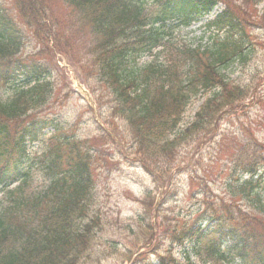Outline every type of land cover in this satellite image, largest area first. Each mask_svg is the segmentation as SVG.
I'll use <instances>...</instances> for the list:
<instances>
[{
	"label": "trees",
	"instance_id": "1",
	"mask_svg": "<svg viewBox=\"0 0 264 264\" xmlns=\"http://www.w3.org/2000/svg\"><path fill=\"white\" fill-rule=\"evenodd\" d=\"M262 1L11 0L15 17L0 8V264H85L104 229L94 172L107 160L99 149L105 135H76L49 114L58 99L44 77L50 56H65L85 82L95 80L98 106H108L105 123L152 171L157 187L142 200V217L128 225L134 245L147 244L155 192L171 179L181 148L212 136L222 115L248 99L263 107L264 125L259 75L241 83L224 72L244 58L251 29L264 28ZM220 4L205 23L209 45L170 37L171 21L189 27ZM15 18L41 45L35 53L22 54L24 30ZM146 55L152 58L143 61ZM21 74L26 79L18 85ZM218 143L231 162L220 173L225 193L215 195L198 176L203 202L196 217L158 209L166 244L160 264H264V126H244ZM134 253L125 249L122 261Z\"/></svg>",
	"mask_w": 264,
	"mask_h": 264
},
{
	"label": "rangeland",
	"instance_id": "2",
	"mask_svg": "<svg viewBox=\"0 0 264 264\" xmlns=\"http://www.w3.org/2000/svg\"><path fill=\"white\" fill-rule=\"evenodd\" d=\"M0 8L7 10L11 17L16 16L11 0H0ZM258 9L264 13V2L259 5ZM212 17L210 15L190 27H182L176 21L170 22L166 28L171 38L184 39L193 42L194 45L206 46L210 44L212 35L207 31L204 23ZM13 20L19 26H23L20 25L17 18ZM260 41H264V28L253 27L250 36L246 38L244 58L237 57L224 69V72L241 83H249L248 81L259 75V78L263 79L262 85H264V44H259ZM39 48L40 45L37 41L30 36L28 30H25L23 54L32 53ZM151 58L150 55H146L143 61ZM39 60L46 61L45 59ZM48 62L52 65V70L45 73L44 77L51 81L55 95H58V99L56 98L55 103L52 104L54 110L50 114H55L61 124L73 126L77 135L100 134L102 130L99 126H102L105 139L102 138L99 149L107 155L110 154L115 161V164L109 165L108 158V163L100 160L96 164L94 172L97 180L96 198L101 207L104 229L99 233V236L97 234L101 240L97 242L91 259L85 264H123L121 263L123 262L121 254L126 245L134 246L135 240V233L128 229V225L130 222L135 224V220L144 214L141 199L146 196V192L155 188L153 176L144 168L138 156L132 153L130 143L126 139L120 142L122 136L119 137L104 123L102 116L108 118V106L105 103L101 109L97 108L95 96L83 81L79 69L69 63L65 56L59 54L50 56ZM25 79V75L21 76L17 84L21 85ZM93 82L94 86L98 87L95 80L89 83ZM254 83L257 84L258 81L255 80ZM82 88L86 89L88 94ZM201 102L202 99L193 101L186 112L185 122L193 118ZM262 117L263 107L257 102V99L246 100L222 115L212 136L185 144L180 150L176 168H174L169 182L175 194L167 198L165 204L163 203V208L173 212L178 211L184 215L193 212L196 217V199H192L191 192L193 189L196 190L197 186H191V177H204L213 185V188L222 192L226 179L225 175L220 173L227 168L230 169L231 162L229 153L221 152L218 141L223 135L227 139H233L244 126L263 127ZM119 128L121 129L122 125ZM109 133L113 136V142L109 140ZM106 141L107 144L104 145L103 142ZM37 149H39L38 146ZM168 188L166 187V189ZM1 191L0 188V197ZM161 198L162 195L158 194L157 200L161 202ZM151 218L155 225L154 239L147 245L135 246L136 254L142 253L141 255L144 257L141 264H158L156 254V250L159 251L158 243L163 246L162 241L157 238L160 216L154 218L151 216ZM117 229H120L122 234L114 233Z\"/></svg>",
	"mask_w": 264,
	"mask_h": 264
}]
</instances>
